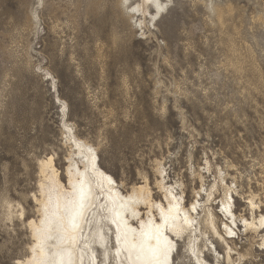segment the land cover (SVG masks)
Wrapping results in <instances>:
<instances>
[{"label":"rangeland","instance_id":"374dc122","mask_svg":"<svg viewBox=\"0 0 264 264\" xmlns=\"http://www.w3.org/2000/svg\"><path fill=\"white\" fill-rule=\"evenodd\" d=\"M219 1L233 7L223 25L205 1L171 0L143 34L117 0H0V264H14L29 243L20 219H5L2 198L35 216L37 160L48 154L65 181L56 95L122 190L146 174L157 197L154 160L163 159L190 200L192 166L206 158L209 183L222 169L237 185V214L250 218V191L264 203V0ZM215 196L217 209L220 189ZM242 229L235 246L249 254L238 264H264L258 237Z\"/></svg>","mask_w":264,"mask_h":264},{"label":"bare ground","instance_id":"6f19581e","mask_svg":"<svg viewBox=\"0 0 264 264\" xmlns=\"http://www.w3.org/2000/svg\"><path fill=\"white\" fill-rule=\"evenodd\" d=\"M129 1L127 8L122 6V0H117V3L123 8V15H126L129 19L137 16L135 22H138L143 34L146 32L145 28L149 29L150 23V27L154 28L156 22L164 13L157 16L155 8L148 3V0H135L134 3H129ZM201 1L207 3L208 11L212 12L211 14L214 15L216 22L220 25H223L225 17L233 10L232 5L228 2H216L218 0ZM160 2L166 4L168 0H160ZM132 8H136L137 11L132 12ZM147 16L149 17L148 24L145 23ZM33 17L34 19L37 18L35 12H33ZM153 17H156V19H153ZM258 18L264 20L261 15ZM46 74L49 75L48 79H53L48 70ZM56 100L62 107L60 130L66 145L69 147V152H67L64 159L63 176L65 181L62 182L61 172L54 163V154H48L37 160V190L30 196L34 203L35 216L25 218L24 208L20 204L15 202L14 204L11 200L2 198L5 219L9 221H13V218L20 219L29 234L26 254L22 258H16L14 264H17V261H20L21 264H60L61 257L57 255L60 251L64 252V264H130L126 252L122 251L119 257L115 255V225L111 224L113 218L111 210L116 209L122 215H126L124 210L134 206L135 211L142 214L145 209L144 201L149 196L153 197L155 203H163L167 206L168 200H161L157 197H163L166 188L177 186L183 192L179 205L183 215L186 200L183 182L179 178L171 180L165 168L164 160L155 159L153 171L156 177L153 183L158 193L157 197L154 196L146 174H143L141 181L132 183L128 190H122V182H117L111 173L101 167L97 147L77 135L73 130L74 124L69 123L64 110L67 107L66 102L60 99L58 95H56ZM90 149L94 151H90ZM93 157H95L94 160ZM93 163L95 168L92 167ZM210 168V163L206 158L202 166H197V168L192 166V174L199 180V185L204 186V194L201 200L195 201V196L199 194V187H192V197L186 201L189 207L195 202L200 211L188 213L193 221L190 225L184 224L182 219L178 222L180 239L175 245V253L172 252L170 264H238L240 260L245 259V256L249 254L247 251L246 253L239 251L235 246L234 238L239 237L241 228H243L244 235L249 232L254 233V236L259 239L260 249L264 250V247H262L264 245V229L260 227V216L264 213H261L259 207L253 211L251 206L247 204V200L253 196L256 197L257 194L255 195L250 191L246 197L244 196L246 207L250 211V218L237 214L234 202L232 211L235 220H233L222 209L228 208L231 203L227 199L228 194L236 195L238 191L236 188L231 187V182H227L226 177L230 174L226 170L217 169L212 182L209 183L205 174L210 172ZM108 177L112 178L113 183H109ZM213 186L221 191L219 203L217 204V209L221 205L219 210L214 208L212 203L216 199ZM81 187H83L85 193H88L91 189L93 195L85 202V216L90 223L83 224V236L80 237V244L69 246L59 239L45 241L43 238L48 235V229L54 225L58 215L57 207L63 209L67 194L71 193L73 189L78 192ZM153 201H149V204H152ZM254 203L258 204L260 202L254 200ZM21 214L23 218H21ZM156 214L158 215V213ZM245 218L249 220L252 227L241 224L242 219ZM129 223H133L131 219H129ZM226 223L228 228L236 233L234 237L228 235L224 227ZM109 230H111V235H109ZM52 235L55 237L59 233L54 230ZM180 242L182 245H180ZM34 246L37 247L36 251H33ZM179 251L182 252L181 256H179ZM206 253L210 256L209 258H206Z\"/></svg>","mask_w":264,"mask_h":264},{"label":"snow or ice","instance_id":"6c2138e0","mask_svg":"<svg viewBox=\"0 0 264 264\" xmlns=\"http://www.w3.org/2000/svg\"><path fill=\"white\" fill-rule=\"evenodd\" d=\"M148 3L155 8L156 14L159 16L167 10L168 6L171 4V0H168L166 4H162L160 0H148ZM122 6L127 8L128 0H122ZM131 11L136 12L137 9L132 8ZM153 19H156V17H153ZM90 151L94 150L90 149ZM94 159L95 157H93V160ZM92 167L95 168L94 163ZM108 181L110 184L113 183L111 177H108ZM198 187L199 194L195 196V201L201 200L204 194V186L198 185ZM236 187V184L232 185V188ZM213 192L218 193L216 186H213ZM92 195L91 189H89L88 193H85L83 187H81L78 192L73 189L71 193L67 194L63 209L59 206L57 207L58 215L55 223L48 229V235L43 239L45 241L59 239L69 246L79 245L80 237L83 236V224L90 223L85 216V202ZM182 196V189L177 186H172L165 189V195L163 197H157L161 200H168L167 206L163 203H155L153 197L149 196L144 201L145 209L142 214H138L134 206L124 210L126 215H122L120 211L112 209L113 218L111 224L115 225V255L119 257L122 251L126 252L130 264H170L171 253L177 241L180 239L178 222L182 219L184 224L190 225L193 221L190 219L188 213L200 211L195 202L189 207L185 200V212L182 215L179 207ZM240 198L239 195L234 196L232 193H229L227 199L231 203L228 208L222 209V211L227 212L233 220H235L232 211L234 202ZM254 200H256L255 196L248 199L247 204L251 206L253 211L259 207L261 213H264V203L257 204L254 203ZM259 200L264 202V194L260 195ZM149 201H153V203L149 204ZM156 213H158V215ZM245 215H247V213H245ZM21 218H23L22 214ZM129 219L132 220V224L129 223ZM260 221V227L264 229V215L260 216ZM241 224L243 226L252 227V225L249 224V220L246 218L242 219ZM224 227L229 236L234 237L236 235L234 231L228 228L227 223ZM54 230L58 231L59 235L54 237L52 235ZM77 233H79V235H77ZM109 235H111V230H109ZM85 247H87V245H85ZM262 247H264V245H262ZM36 250L37 247L34 246L33 251ZM57 255L61 257L60 264H64V252L60 251ZM17 264H21V262L17 261Z\"/></svg>","mask_w":264,"mask_h":264}]
</instances>
